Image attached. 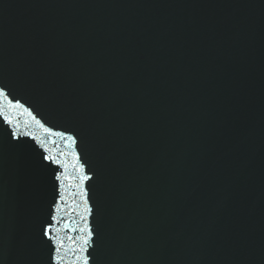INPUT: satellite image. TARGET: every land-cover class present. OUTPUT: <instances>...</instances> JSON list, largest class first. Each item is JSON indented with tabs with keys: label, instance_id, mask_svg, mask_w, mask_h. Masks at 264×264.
Here are the masks:
<instances>
[{
	"label": "water",
	"instance_id": "water-1",
	"mask_svg": "<svg viewBox=\"0 0 264 264\" xmlns=\"http://www.w3.org/2000/svg\"><path fill=\"white\" fill-rule=\"evenodd\" d=\"M0 88V264H75L85 200L89 264H264V112L137 0H0Z\"/></svg>",
	"mask_w": 264,
	"mask_h": 264
},
{
	"label": "snow or ice",
	"instance_id": "snow-or-ice-1",
	"mask_svg": "<svg viewBox=\"0 0 264 264\" xmlns=\"http://www.w3.org/2000/svg\"><path fill=\"white\" fill-rule=\"evenodd\" d=\"M8 97L5 93V91L0 88V116H3L4 119L8 122L11 123V120L9 119L8 115L5 113V108H4V100H7ZM8 106L11 108H19L23 107L22 104H20L18 101L13 103L11 100H8ZM39 123V121H37ZM50 131V130H49ZM13 135H16V133H13ZM57 135L64 136V133H57ZM67 139L69 141L75 142V138L71 135L67 136ZM46 159H53L52 157H45ZM57 179H60V177H57ZM82 180L89 179L87 176H82ZM91 209L88 205L87 200L84 201V212L81 215V220L84 221L83 226L79 227L77 230L82 234L79 237L80 240V245L79 248L76 249L75 251L79 253V255L76 257L75 264H89L90 261V256L87 255L89 248L93 246V239H94V233L92 229L90 228L88 224V214H90ZM55 219V217H53ZM45 235H48V231L45 230ZM62 246V245H61ZM57 252L59 254V247L57 249ZM63 260V257L59 256L57 257V264H61V261Z\"/></svg>",
	"mask_w": 264,
	"mask_h": 264
}]
</instances>
